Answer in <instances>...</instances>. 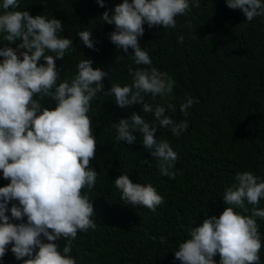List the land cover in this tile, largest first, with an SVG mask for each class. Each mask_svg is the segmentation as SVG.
<instances>
[{
  "label": "trees",
  "instance_id": "1",
  "mask_svg": "<svg viewBox=\"0 0 264 264\" xmlns=\"http://www.w3.org/2000/svg\"><path fill=\"white\" fill-rule=\"evenodd\" d=\"M122 2L105 0V6L100 7L97 0H18L19 8L14 10L61 20L63 29L58 36L71 39L75 51L69 49L63 59L55 60L60 69L57 84L70 82L84 59H91L93 68L108 72L103 81L105 91L113 84H132L130 65L133 70L154 67L166 80L175 81L168 96L153 100L145 94V102L165 106V115L177 123L187 120L188 129L180 137L170 127H160L154 113L142 111V104L121 108L114 96L103 93L91 101L87 115L97 149L90 167L98 176L92 190L85 188L82 193L93 201L96 216L92 219L97 226L88 232L78 231L71 256L77 264H182L174 252L190 238L191 228L223 213L227 207L223 195L234 183L235 174L247 171L258 177V182L264 181V16L248 22L242 10L229 8L226 0H199V7L192 5L187 15L176 17L175 29L144 24L145 33L139 43L152 60L145 66L134 63L131 48L128 53L116 48L110 40L115 25L102 20L105 11L113 14L115 6ZM80 31L92 32L98 50L83 45ZM3 35L0 34V48H17L20 41L9 43ZM180 35L184 36L182 44L177 42ZM187 96L199 102L189 108L185 117L180 104ZM34 98L39 100V96ZM41 103L51 109L56 107L51 98ZM170 104L175 105L174 112L167 108ZM133 112L157 127L156 138L168 141L178 153L175 179L161 175L157 161L143 147L141 134H135V144L117 141L115 123ZM121 174L128 175L133 183L156 188L164 202L155 213L124 203L114 184ZM9 183L0 171V187ZM12 203L18 201L9 204V216ZM253 207L264 209V198L255 206L245 201L247 211L234 210L251 215ZM255 219L262 242L259 264H264V218ZM153 236L155 240L150 239ZM160 237L165 238L163 242ZM55 243L62 252L67 241ZM11 247L0 264H23ZM214 259L219 264V254Z\"/></svg>",
  "mask_w": 264,
  "mask_h": 264
},
{
  "label": "clouds",
  "instance_id": "2",
  "mask_svg": "<svg viewBox=\"0 0 264 264\" xmlns=\"http://www.w3.org/2000/svg\"><path fill=\"white\" fill-rule=\"evenodd\" d=\"M97 3L105 6V0ZM226 3L231 9L242 10L248 22L264 16V0ZM192 5L199 7V0H123L113 14L105 11L101 17L105 23L115 25L110 40L116 48L124 53L131 48L134 63L149 66L152 60L139 43L145 33L144 24L175 29L176 17L187 15ZM17 8L18 0L0 3V34L9 43L20 41L15 49L0 48V171L4 179L10 180L0 187V260L12 245L11 252L23 264H77L71 251L78 231L88 232L97 226L92 219L96 216L93 201L82 193L85 188L92 190L98 176L90 167L97 149L87 115L93 98L98 93L114 96L121 108L142 104L143 112L154 113L159 126L170 127L176 137L187 131L188 123H177L166 116L165 106L145 102V94L155 100L170 93L175 84L154 67L133 70L130 65L132 84H113L105 91L103 81L108 72L93 68V61L84 59L70 82L57 84L60 69L55 60L63 59L69 49L75 51L72 40L58 36L63 29L61 20L33 17L28 11L14 10ZM78 36L84 46L98 50L92 32L80 31ZM177 42L182 44L184 36L180 35ZM46 97L56 102L54 109L42 105ZM198 102L187 96L180 104L181 113L188 116L189 108ZM167 108L176 110L171 104ZM114 126L117 141L135 144V134H141L143 147L157 161L161 175L176 178L173 169L178 153L168 141L156 138L157 127L135 112ZM258 181L251 172H237L223 195L226 209L219 217L213 215L201 226L191 228L190 238L179 244L175 258L182 264H216L214 257L219 254V264H259L262 242L255 217L264 218V209L253 207L251 215L234 210L247 211L245 201L259 205L264 198V181ZM114 184L126 205L143 206L155 213L164 202L152 184L133 183L128 175L121 174ZM13 201L18 204L12 203L9 216L6 213ZM60 239L67 241L62 252L55 243ZM160 239L163 242L165 238Z\"/></svg>",
  "mask_w": 264,
  "mask_h": 264
},
{
  "label": "rangeland",
  "instance_id": "3",
  "mask_svg": "<svg viewBox=\"0 0 264 264\" xmlns=\"http://www.w3.org/2000/svg\"><path fill=\"white\" fill-rule=\"evenodd\" d=\"M0 3H2V0H0ZM164 78H165V75H164ZM164 95H165V96H168L169 93H165Z\"/></svg>",
  "mask_w": 264,
  "mask_h": 264
}]
</instances>
